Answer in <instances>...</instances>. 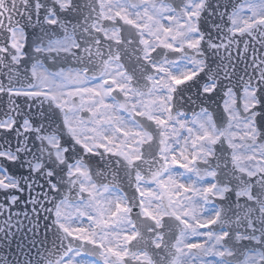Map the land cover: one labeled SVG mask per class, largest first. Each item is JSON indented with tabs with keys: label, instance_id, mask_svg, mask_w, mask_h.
I'll use <instances>...</instances> for the list:
<instances>
[{
	"label": "water",
	"instance_id": "obj_1",
	"mask_svg": "<svg viewBox=\"0 0 264 264\" xmlns=\"http://www.w3.org/2000/svg\"><path fill=\"white\" fill-rule=\"evenodd\" d=\"M191 1L193 0H151L154 4H170L180 14L183 13V6ZM246 2L248 0H203L196 17L197 33L201 37L200 41L203 39L213 42L216 45L214 50L207 43L202 45L200 41L196 47L184 45L181 50L158 46L149 54L150 59L146 60L141 34L133 25L123 23L120 19L109 25L121 28L120 41L107 40L102 37V32L99 34L93 29L95 21L101 20V5L98 0H70L66 9H62L56 0H0V124L9 117L13 124L20 122L21 117L16 113L20 112L23 116L29 111L24 103L27 94L13 93L10 90L30 89L34 86L31 69L37 62L46 65L51 72L60 68H79L87 69V74L99 77L106 64L118 58L127 73L133 77L134 88L148 93L152 89L151 78L160 73V70L153 68L152 63L159 64L165 59L178 63L183 56L193 57L197 65L199 60H203L204 67L197 74L176 85L172 92V114L175 116L181 111L188 116L206 110L212 115L216 129L221 133L213 143L214 155L197 165L201 171L215 170L216 187L224 191L223 197H207V202L215 204L220 213L210 228L213 231H227L222 245L234 251L232 255H224L222 258L230 263L240 264L249 251H261L264 255V174L259 172L250 176L237 168L238 162L233 157L234 148L228 142L230 116L225 108L228 95L235 92L237 107L243 118H248L250 113H245L242 107L244 89L264 86V63H261L264 61V20L242 31L234 30L233 15ZM49 16H55V24L47 22ZM107 22L111 21L105 20ZM17 27L25 29L28 45L23 48L27 58L21 57L19 63L13 59L16 51L11 44L13 29ZM68 36H74L78 43L73 53L60 50L42 53L32 51L36 43L42 42L46 47L49 38L61 39ZM2 48H6V51ZM201 76L204 77L203 82ZM200 83H214L217 86L213 98L209 99L198 92L196 85ZM224 88L228 91L222 95ZM257 95L255 92V96ZM43 96L32 94L27 99L35 115L39 116L41 111L44 113L40 117L43 127L39 131L34 126L31 129L23 128L20 132H9L7 128L0 130V143L3 147L14 148L15 143L21 141L32 149L27 153L32 166L40 163L42 168L51 164L56 171L63 169L55 177L57 184L63 187L47 196L51 203L43 204L39 196L36 197L37 200L41 201L43 207L54 210L53 205L57 206L65 197L70 201L89 199L90 195L84 192L82 197L79 196V186H71L72 177L68 175L71 165L83 163L98 187L108 185L125 194L131 208L130 217L137 230V236L129 244V252L135 254L145 251L153 264H174L180 256L175 246L183 226L174 217H164L162 227H158L153 218L144 217L137 184L138 175L141 174L148 182H155L166 169L165 160L160 155L161 140H164L162 127H157L154 121L135 115L136 121L152 134L153 139L142 146L141 158L131 163L122 155L106 152L102 148L98 149V153L86 152L84 146L67 130L66 109L54 107L48 100L41 103ZM113 97L120 101L123 109L129 108L122 93L116 91ZM16 104L20 107L17 108ZM251 112H255V109ZM221 116L223 119L217 118ZM85 118L88 119L89 116L86 115ZM50 135L60 137L59 147L47 143L46 136ZM257 140L263 143L264 135L259 132ZM66 142H70V146ZM66 147L68 151L65 152V160L58 162L55 150ZM3 164L4 161H0V166ZM0 188L8 191L15 189L1 184ZM249 189L251 192L247 196L245 193ZM44 191H47V186ZM5 196V192H0V264H47V261L61 258L77 247H83L88 254L98 257L99 248L63 232L58 227L53 212L47 213L37 207L36 211L40 213L37 219L30 205L25 206L16 201L10 214V206L5 207L8 204ZM25 212L27 215H24ZM160 235L161 244L156 246L155 242L160 239ZM261 264H264V260Z\"/></svg>",
	"mask_w": 264,
	"mask_h": 264
},
{
	"label": "rangeland",
	"instance_id": "obj_2",
	"mask_svg": "<svg viewBox=\"0 0 264 264\" xmlns=\"http://www.w3.org/2000/svg\"><path fill=\"white\" fill-rule=\"evenodd\" d=\"M60 1L62 4L68 2ZM101 1L107 17L121 15L140 27L147 53L158 45L172 49H179L183 44L191 47L197 45L199 36L195 32V16L202 0L185 6L184 16L181 17L163 3L150 4L144 2L145 0H139V4H130L128 0ZM246 5L235 16L236 29L264 19V14ZM106 35L111 38L118 36L113 31H107ZM23 43L22 33L16 32L14 45L19 49ZM73 44V40L66 39L48 48L67 49ZM199 63L202 65V60ZM157 67L162 69V74L152 80L153 89L148 94L133 89L132 77L126 74L119 61L109 62L104 76L97 80L86 78L77 70L59 71L54 76L37 65L34 70L38 78L36 90L45 92L44 83L54 80L57 85L54 89L55 98L68 109L67 125L76 139L91 150L103 147L113 153H120L129 162L140 157L141 144L149 141L151 136L134 122L131 112L121 111L119 104L110 96L111 90L119 89L134 112L161 124L165 137L162 154L168 169L155 183L144 181L141 175L138 176L139 190L143 197V213L158 221L167 214L177 216L186 225L177 245L181 256L175 264H221L217 261V255L224 252L219 246L223 234H214L207 230L206 227L215 213L212 207L203 206L207 193L220 195L221 192L214 190V172L202 173L204 176H200L199 169L194 165L195 160L205 161L213 153L212 143L219 134L214 128L211 116L206 112L193 118L177 115L174 120L170 114L171 91L175 84L190 78L199 68L192 58H183L177 64L164 61ZM107 80L112 82V88L108 89L104 85ZM73 100L76 101L75 104ZM235 102L234 95H231L227 101V109L232 117L227 129L228 140L235 148V157L241 161V167L254 172L257 168L264 167V155L261 148L256 147L258 145L251 149L243 145L247 134L254 136L255 125L250 119H240ZM253 102V91L247 90L244 104L248 108ZM81 110L90 113L89 120L81 119ZM49 141L56 144L57 138L50 137ZM63 153V150L57 152L60 159H63ZM70 174L74 175L72 184L78 183L82 191L91 194V199L79 204L62 201L56 211L58 221L72 233L81 234L84 238L92 236V228L102 227L99 228L98 242L103 247L105 264H123L122 259L128 256L127 243L135 236L125 199L120 192L108 187L98 189L86 167L81 164L73 165ZM201 245L207 248L206 257L190 253L191 248L201 249ZM148 259L144 252L132 257L133 261ZM261 259V253L249 254L243 264H259ZM59 264L95 263L87 258L79 260L74 254Z\"/></svg>",
	"mask_w": 264,
	"mask_h": 264
},
{
	"label": "snow or ice",
	"instance_id": "obj_3",
	"mask_svg": "<svg viewBox=\"0 0 264 264\" xmlns=\"http://www.w3.org/2000/svg\"><path fill=\"white\" fill-rule=\"evenodd\" d=\"M248 7L249 8H255L260 13L264 14V0H248ZM52 24H55V21H49ZM45 35H47L45 33ZM58 43V41L54 38L48 39V45L51 46L53 44ZM200 43L203 45L207 43V45L212 48L213 50L216 48V45L211 41H204L201 39ZM27 33H25V47L27 48ZM44 50V44L42 42L36 43L33 45L32 51L34 53H42ZM25 58H27V53H24ZM51 62V61H50ZM261 63H264L262 61ZM42 67L46 68V65L41 64ZM33 70L36 68V64H33L32 66ZM262 78H264V74H262ZM201 82H203L204 77H200ZM259 84V81H258ZM55 87L57 85L55 84V81L51 82H45L43 85L45 95L43 96V99H41V103L44 102V100H48L50 104H52L54 107L59 108L60 105L55 100ZM198 92L202 93L205 97L211 99L214 96V93L216 92V87H209L207 84H197L196 85ZM228 91L227 88L223 89V92L226 93ZM256 92L258 95L255 97L256 101V108L255 112L253 113L256 117L255 124L257 126V131L260 132L262 135H264V86L257 87ZM50 93V94H48ZM32 93L27 94V98L25 99L24 103L26 108L29 110L26 112L23 116H21L20 112H17L16 115L21 117L20 122H14L12 128L8 129L9 132H20L23 131L24 125H32L36 128L37 131L40 130V128L43 127L42 120L40 117H43L44 113L41 111L39 113V116L35 115L32 111V105L27 102V99L30 98ZM37 97L40 96V93L37 92L35 94ZM16 107L19 108L20 105L16 104ZM221 107H223V101L221 102ZM206 111V110H202ZM211 116V114H208ZM218 119H223V117H217ZM0 130H3L0 128ZM34 139V138H32ZM70 146V142H66ZM32 149L26 147V145L23 144L21 141H17L15 143L14 148L9 147L5 148L3 147V144L0 143V161H4L3 166H0V175H6L9 176L10 179L15 181L16 187L12 191H8L6 189L0 188V192L6 193V200L8 201V204L5 205V207H9V212L11 214V208L15 207V202L20 201L25 206H31V210L35 213L37 216V219H39L40 213L36 211L37 207H41L42 211L47 213H52V208H46L43 207L41 204V201L37 200V196L41 197L43 204L51 203L50 200L47 199V196L51 192H57L59 191L57 187V182L55 180L56 176H59L60 173L63 171L61 169L60 171H56L51 164H48L41 168L40 164L38 163L36 167L34 168L30 163V158L28 157L27 153L31 152ZM65 151H68V147L65 148ZM12 152H15L16 155L13 157L11 155ZM37 169H40L37 171ZM47 177V179H45ZM47 186V191H44L45 187ZM55 199V197H53ZM53 208H55V205H53ZM24 215H27V212L24 213Z\"/></svg>",
	"mask_w": 264,
	"mask_h": 264
}]
</instances>
